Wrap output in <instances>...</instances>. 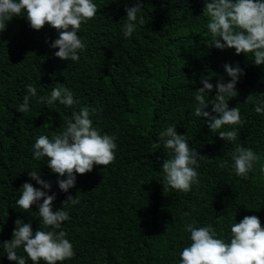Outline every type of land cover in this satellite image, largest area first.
Instances as JSON below:
<instances>
[{"label": "trees", "instance_id": "trees-1", "mask_svg": "<svg viewBox=\"0 0 264 264\" xmlns=\"http://www.w3.org/2000/svg\"><path fill=\"white\" fill-rule=\"evenodd\" d=\"M92 2L97 13L77 33L85 45L78 61L57 58L58 49L51 48L57 30L49 25L33 30L24 11L6 21L0 33V264H14L2 243L12 239L17 219L31 223L33 233L51 230L42 224L36 205L24 212L16 204L24 183L39 187L30 171L51 182L53 211L68 195L79 201L65 207L69 219L56 230L66 232L75 253L62 264H180V253L191 244L188 224L211 225L225 242H230L231 225L245 216H257L264 227V113L254 110L264 106V65L256 66L251 53L211 47L205 0H140L138 16L144 24L137 21L128 38L122 30L124 9L138 0ZM226 64L244 73L237 96L229 98V108H239L242 123L211 132L195 115L196 91L203 87L202 77L212 76L213 85L220 78L230 81ZM29 84L37 96L30 99L29 111L19 113ZM55 84L73 93L71 107L37 102L39 96H50ZM215 95L213 88L205 99ZM84 107L101 135L115 137V159L77 174L75 187L64 193L56 183L63 178L51 172L47 158L34 159L32 146L40 135L51 140ZM205 111L211 112V105ZM173 125L205 157L196 168L199 183L189 192L163 187L162 163L171 151L160 133ZM232 130L234 141L219 138L220 131ZM237 146L259 157L247 178L233 170ZM17 254L27 260L22 248Z\"/></svg>", "mask_w": 264, "mask_h": 264}, {"label": "clouds", "instance_id": "clouds-1", "mask_svg": "<svg viewBox=\"0 0 264 264\" xmlns=\"http://www.w3.org/2000/svg\"><path fill=\"white\" fill-rule=\"evenodd\" d=\"M143 4L140 0L132 7H125L126 23L123 25L125 38L131 37L139 25L144 24L141 13ZM26 13L30 27L40 31L45 25L57 30L58 38L51 43V48L58 49L54 55L63 61H78V50L85 45L77 33L82 23L93 19L97 6L92 0H0V33L6 30V21ZM204 15L209 17L207 28L212 34L211 47L219 50L235 49L236 55L251 53L252 62L256 66L264 65V0H205ZM230 81L223 78L211 83L212 76L201 78L202 88L196 91L195 115L202 117L211 132L225 125L242 123L238 107L229 108V98L237 96L236 84L244 73L237 67L224 65ZM216 89L214 99L209 101L208 93ZM23 103L17 108L19 113L29 111V101L37 96L36 87L29 84ZM252 95L247 98L250 101ZM60 104L71 107L74 104L73 93L63 84H55L50 96H39L38 103ZM211 105V112L205 111ZM257 114L264 113V106L257 104L254 108ZM94 111V110H92ZM90 109L84 107L73 112L63 130L50 140L40 135L33 147L34 159L47 158V167L57 174L56 183L61 192L67 193L76 185L77 174L90 173L94 166H107L115 159L117 144L112 135H101L93 127L89 118ZM219 138L224 141H234L237 132L220 131ZM160 139L165 149L171 151V158L162 163L164 173V188L180 192H189L193 184H198L199 161L205 159L196 150L190 148L186 135H179L176 126L167 127L160 133ZM159 147V145H157ZM233 170L237 176L247 178L254 163L259 160L256 153L243 146H237L232 153ZM31 183H24L21 195L16 200L17 206L28 212L33 205L38 208V216L42 224L51 230L38 229L33 233L31 223H23L17 219L10 241L3 242V250L7 259L14 264H62L75 255L73 245L66 239V232L56 231L64 221L69 219L65 211L68 205L78 203L71 195L66 197L61 209L53 211L56 194L49 195L52 184L41 178L37 171L28 172ZM66 177V178H64ZM43 203H39L40 201ZM188 215V213H185ZM190 246L184 247L180 253V264H264V227L260 219L245 216L240 222L231 225L230 242L217 238L216 230L211 226L195 227L188 224ZM23 249L25 256L17 254V249Z\"/></svg>", "mask_w": 264, "mask_h": 264}, {"label": "bare ground", "instance_id": "bare-ground-1", "mask_svg": "<svg viewBox=\"0 0 264 264\" xmlns=\"http://www.w3.org/2000/svg\"><path fill=\"white\" fill-rule=\"evenodd\" d=\"M124 4V3H123ZM125 5V4H124ZM102 91V90H101ZM54 117V116H53Z\"/></svg>", "mask_w": 264, "mask_h": 264}]
</instances>
